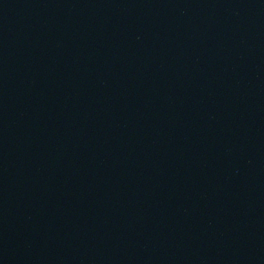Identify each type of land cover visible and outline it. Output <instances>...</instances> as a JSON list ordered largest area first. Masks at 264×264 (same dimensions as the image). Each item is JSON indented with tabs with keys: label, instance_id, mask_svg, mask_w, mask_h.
Masks as SVG:
<instances>
[{
	"label": "water",
	"instance_id": "obj_1",
	"mask_svg": "<svg viewBox=\"0 0 264 264\" xmlns=\"http://www.w3.org/2000/svg\"><path fill=\"white\" fill-rule=\"evenodd\" d=\"M0 264H264V0H0Z\"/></svg>",
	"mask_w": 264,
	"mask_h": 264
}]
</instances>
